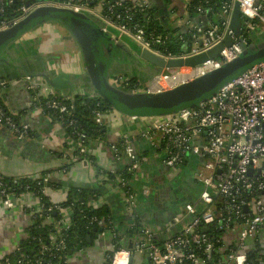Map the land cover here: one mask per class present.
<instances>
[{"label":"built area","instance_id":"2783aa9c","mask_svg":"<svg viewBox=\"0 0 264 264\" xmlns=\"http://www.w3.org/2000/svg\"><path fill=\"white\" fill-rule=\"evenodd\" d=\"M209 1L211 0H205ZM10 2L11 0H0V14ZM235 2L239 3L241 17L244 19L243 29L246 32H250L256 24L264 27V0H223L220 8L222 28L210 24L203 33L200 30L190 31L189 36L192 39L190 48L176 55L164 54L157 48L164 44L163 36L146 32L139 22L133 21L134 8L143 11L149 7L145 0H112L109 3L102 1L94 6L88 4V0L34 2L22 5L21 13L16 19L10 21L0 19V29L11 26L40 5H54L90 13L102 23L104 32L116 30L118 38L128 37L141 48L149 49L166 59L185 58L205 51L223 38ZM196 12L208 15V9L201 6L196 8ZM229 34L233 39L232 44L223 47L216 58L193 67L182 66L174 68V71L172 69L169 72L162 71L144 90L155 92L169 89L239 56L242 50L240 43L245 42L246 38L242 34L239 38L235 37L231 30ZM53 63L52 68L56 64ZM20 80L31 91V99L36 109L52 119L62 130L75 123V120L70 118L72 113L68 101L75 95L83 94L84 91H72L71 94L58 97L40 77L26 74ZM110 81L133 91L139 89L138 84L130 88L127 80L120 75L111 76ZM6 84L7 82L2 81L0 89H4ZM40 98L44 99L43 107L39 103ZM116 112L112 108L106 112L97 111L95 113L97 125L102 126V118ZM66 114L68 117L65 120L63 115ZM151 119L145 131L123 135L120 144L111 143L113 152L117 156L124 153L123 156L128 159L127 168L133 173L141 160L136 159L133 143L149 137L153 145L161 146L164 164L173 171H178L179 165L195 157L197 161L194 175L201 189L198 196L185 203L165 226L150 227L140 221L130 248L115 246V241L121 240V237L110 219L99 220L95 216L92 217L89 221L100 222L104 229L101 234L111 241L109 251L113 254L109 257L110 264H130L134 254L146 257V264H247L249 251L256 249L258 244L264 248V239L260 235L264 233V62L233 78L197 106L186 107ZM0 127L5 128L19 141L31 135L27 123L20 122L17 116L1 104ZM104 134L105 132L102 133ZM78 135L76 140L67 136L70 141L69 154L73 159L77 157L75 152L80 155L90 154L88 144L84 143V135ZM67 157L69 156L66 155ZM80 161L89 164L85 158ZM105 170L111 173L116 171L111 167ZM61 171L65 172L66 168L63 166ZM97 174L100 180L105 179V174L100 172ZM38 177L39 175L32 178ZM48 178V175L43 178L39 190L40 194L46 196L48 189L54 187L53 184L46 183ZM115 182L128 214L134 220L133 205L136 194L129 187L121 190L120 185L125 184L121 182L119 175L115 176ZM26 193L34 195L31 192ZM23 194H10L0 183V203L6 208L13 207L15 200ZM34 196L38 203L29 212L31 220L35 215L43 216L45 211H50L52 207L61 212L62 219L54 226L56 232L51 239L56 250L63 249L65 242L61 239L60 231L70 226L68 209L61 208L58 205L60 202L55 203L51 200L52 205L45 209L40 198ZM90 204L94 206L91 202ZM67 216L68 220L65 221L64 218ZM44 221H51L47 213L44 215ZM206 227L207 231L204 230ZM163 233L167 236L160 238ZM5 264L10 263L6 260ZM35 264H41V261L37 260Z\"/></svg>","mask_w":264,"mask_h":264},{"label":"crops","instance_id":"0c3cea01","mask_svg":"<svg viewBox=\"0 0 264 264\" xmlns=\"http://www.w3.org/2000/svg\"><path fill=\"white\" fill-rule=\"evenodd\" d=\"M145 1L153 9L156 18L159 19L164 29L171 33L189 34L190 31L195 30H200L203 33L210 27L211 19L208 15L190 12L189 4L193 0ZM217 16L215 14L212 18L214 19ZM259 26L260 24H256L251 31H261ZM28 37L32 42L29 52L31 51V53L36 55L37 64H39L38 69L44 66L48 70H55L54 77H59L61 78L60 80L66 79L69 74L72 77H76L83 72L80 54L68 32L61 25L52 22L44 23ZM47 57H50V62L43 65V61ZM53 62L58 65L55 64L52 68ZM50 77H53V73ZM40 78L46 83L43 77ZM15 79L17 81H12L11 87L1 90L3 95L0 96V101L9 112L18 117L20 122L24 121L27 123L32 136H34V140H32L34 148L30 153L31 155H27L21 147L26 146L30 139L19 141L9 134L5 128L0 127V173L10 177H34L44 171L42 160L49 161L50 166L47 169H52V171L47 174L48 177L56 180L57 183H63L62 185L51 187L47 191V196L55 203L65 199L67 185L69 184L85 187L102 185L100 187L103 189L102 195L92 200L91 203L94 207L109 204L112 220L121 237L122 247L130 248L134 236L128 235L127 232L133 219L123 209L125 202L121 197L120 191L112 182L102 184L103 181L100 180L97 172L90 164L77 158L73 159L70 156V141L64 131L52 119L36 109L31 99V91L26 88L20 78ZM46 85L51 87L48 83ZM75 89L79 90L80 88H73V90ZM66 92V88H62L59 91L60 95H64ZM151 120V118L135 119L132 117L127 120L118 112L108 114V116L102 118V132H105V134L90 140L87 148L100 167L123 170L128 165V159L124 156L122 157L121 154L117 156L110 144H120L123 135H133L145 131ZM154 140L156 139L154 138ZM40 143L47 149V155L37 151L36 147ZM133 147L136 156L141 159L132 176L131 186L136 194V201H139L136 208L134 207L135 204L133 205L134 215L135 217L139 216L142 222L150 225V227H163L180 210L179 208L174 214L166 215L158 203V195L156 194V204L152 202L149 196L152 186L159 185L161 188L163 183L166 182L167 166L163 161L164 153L161 146L153 145L149 137L141 138L134 142ZM66 155L71 158L67 157L69 166L65 172H62L61 169L56 168L64 163L63 158H66ZM196 161L195 157L190 158L186 166L182 168V174L188 169V166H195ZM199 192L200 189L194 191L184 203L195 199ZM37 203L36 197L30 193H25L18 197L11 208H6L0 203V256L14 250L19 240L25 236V229L31 222L29 212L36 207ZM64 220L67 221L68 216ZM165 236L167 234L163 233L160 238ZM110 244V239L100 234L91 241L90 245L80 250L72 251L64 264H104L105 255L109 251ZM146 263L147 258L139 254H134L130 262V264Z\"/></svg>","mask_w":264,"mask_h":264},{"label":"water","instance_id":"95a60500","mask_svg":"<svg viewBox=\"0 0 264 264\" xmlns=\"http://www.w3.org/2000/svg\"><path fill=\"white\" fill-rule=\"evenodd\" d=\"M30 3L31 1H28L26 5H30ZM51 22L66 29L80 54L83 72L76 77L69 74L66 79L60 80L61 78L54 77L55 70H48L44 66L35 70L21 71L19 67L13 64L14 62L10 61L12 57L18 58L23 52L25 53V48L30 49L32 44L28 35H32L35 29L37 30L42 24ZM241 22L239 3L235 2L228 29L220 41L203 52L185 58L166 59L149 49L141 48L128 37L118 38L116 30L112 29L111 32L105 33L102 29V23L90 13L54 5H40L11 26L0 29V85L3 78H7V84L4 88L7 89L11 87L12 80L15 78H21L26 74L40 76L45 79V82L51 86L56 94H60L59 91L62 88L67 90L64 95L71 94L73 88L77 87L82 89L84 93L99 96L106 100L112 109L127 120L131 117L135 119L154 118L186 107L197 106L233 78L264 62V27L260 25L261 31H255L257 35L252 42L246 40L240 43L242 49L240 55L225 62L220 67L169 89L155 92L144 90L164 69L182 66L193 67L208 59L216 58L223 47L232 44L233 39L229 34L230 30L234 32L235 37L241 36L243 32ZM198 41L200 42V40ZM4 65L13 67L14 70L4 73ZM145 68L149 71L152 70L149 72L152 75L149 82H145L138 75L140 71H145ZM134 71L137 72L136 76L140 80L137 91L117 86L110 81L111 75H131ZM52 73L53 77H50ZM1 95L3 93L0 89ZM123 155L124 153H121V156ZM136 159L139 157L136 156ZM98 230L101 231L102 229L99 228ZM204 230L207 231L208 228L206 227ZM260 235L264 239V233ZM87 241L90 245L89 236ZM69 253L71 254L72 251L70 250Z\"/></svg>","mask_w":264,"mask_h":264},{"label":"trees","instance_id":"16d2710c","mask_svg":"<svg viewBox=\"0 0 264 264\" xmlns=\"http://www.w3.org/2000/svg\"><path fill=\"white\" fill-rule=\"evenodd\" d=\"M28 1L34 3L51 0H11V2L5 6L2 14H0V19L6 21L16 19L21 13V6L25 5ZM71 1L84 2L86 0ZM102 1L109 3L112 0H88V4L94 6ZM167 1L168 0H166V2ZM222 2L223 0H211L209 2H205V0H193L190 2L189 8L190 12L193 14L197 13L196 8L198 6L207 8L211 24H216L219 29H221L222 18L219 15ZM133 13V21L139 22L146 32L160 34L165 38L164 44L161 47H157L162 50L164 54L170 53L176 55L186 52L190 48L192 39L189 34H174L165 30L159 19L156 18V15L151 7H147L143 11H139L137 8H134ZM215 14L218 16L213 19L212 16ZM241 21L242 24L244 21L242 17ZM241 27L243 30L242 36L246 38L247 41L252 42L257 33L246 32L245 29H243V24ZM141 72L142 71L139 72V76ZM151 76L152 75L149 73V75L145 76L144 81L148 82ZM127 82L129 87H133L138 84V77L134 75V77L128 79ZM56 95L61 97L58 93ZM43 102L44 99L40 98L39 103L42 107ZM0 104L4 107L1 101ZM68 106L70 107L72 113L70 118L74 119L75 123L64 127L63 131L66 136L76 140L79 137L78 134H83L85 140L84 143L86 144H88L90 140L102 136V126L97 125L95 113L97 111L106 112L111 109V105L106 100L99 96L83 93L75 95L73 99L68 101ZM67 117V114L63 115V119L66 120ZM75 155L78 160L85 158V160L92 165L97 173L100 172L105 174V179L102 184L106 182H112L114 185L117 184L115 182V176L119 175L121 182L125 184V186L120 185L121 190H126L128 187L133 189L131 186L133 173L129 171L127 167L123 170H116L114 173H111L100 167L96 163V159L91 154L80 155L75 152ZM68 166L69 163L64 165L65 168ZM51 171L52 170L42 172L38 179L28 176H22L15 179L14 177L5 176L0 173V183L10 194L20 195L26 192H31L34 195H37L46 209L49 205H52V202L46 195L40 194L39 190L42 187L43 178ZM46 183L51 185L53 184L54 186L63 184L61 182L57 183L56 180L51 178H48ZM100 187H102V185L91 187L79 186L75 184L67 185L65 199L58 203L61 208L68 209L71 221L70 226L60 231L61 239H64L65 242V247L63 249L56 250L54 242L52 243L51 236L56 232L54 226L62 219L59 209L52 207L50 211H45L43 216L39 217L38 215H35L32 218L31 222L25 229V236L19 240L14 250L0 258V264H5L6 260L10 264H35L37 260H40L41 264H64L70 254V250L75 251L86 247L89 245L87 241L88 236L92 241L101 234V231L104 230L100 222L89 221L94 216L99 220L110 219L115 227V230H117L115 223L112 220L113 218L109 204L102 205L101 207H94L90 204L92 200H95L102 195L103 189ZM46 213L51 218V221L49 222L44 221V215H46ZM140 221H142V219H140L139 216L134 218L131 227L128 228V235L134 236L136 234L140 226ZM99 228L102 230L99 231ZM115 246L122 247L120 240L115 241ZM257 246L258 247L256 249L247 253V264H264V248L259 244ZM112 254V251L106 252L104 264H110L109 257H111Z\"/></svg>","mask_w":264,"mask_h":264},{"label":"flooded vegetation","instance_id":"af4514ba","mask_svg":"<svg viewBox=\"0 0 264 264\" xmlns=\"http://www.w3.org/2000/svg\"><path fill=\"white\" fill-rule=\"evenodd\" d=\"M20 49H22L21 46H20ZM29 50H30L29 48L28 49L25 48L24 49L25 53L23 52L20 57L18 58L12 57L11 59L9 58L10 61H12V63L14 62L13 64L15 66L21 69V71H27L30 69L32 70L38 69L39 64H37L38 61L36 60V55L34 53H31V51L29 52ZM48 62H50V57H47V59L43 61V65L48 64ZM29 64L31 65V67ZM4 70H5L4 73H9V72H12L14 68L4 65ZM144 70L145 71H142L140 73L141 79H144L145 76L149 75V72L152 71V70L149 71V69L147 68H145ZM136 73L137 72L134 71L132 72L131 75L123 74L121 76L124 77L126 80H128L134 77ZM3 75H6V74H3ZM111 76H114V75H111ZM1 80L4 82H7V78L5 79L3 78ZM138 81H139L138 84L140 85V80ZM186 163L187 161L179 165L178 171H173V169L167 167L166 182L163 183V186L160 188L159 192L157 193L158 203L162 207L163 213H165L166 215L174 214L179 208L181 209L183 205L185 204L184 201L187 199V197L191 196V194L194 193V191L201 189V185L199 181H197L194 175L196 165L188 166V169H186L185 172L182 174L181 170L183 167L186 166Z\"/></svg>","mask_w":264,"mask_h":264},{"label":"rangeland","instance_id":"374dc122","mask_svg":"<svg viewBox=\"0 0 264 264\" xmlns=\"http://www.w3.org/2000/svg\"><path fill=\"white\" fill-rule=\"evenodd\" d=\"M36 30V29H35ZM173 71L175 70V69H172ZM163 71H165V72H169L170 71V69H164ZM149 82V81H148ZM80 91H83L82 89H79ZM74 92H77L78 91V89H75V90H73ZM108 122H109V120H108ZM26 139H30L29 140V143L26 145V146H24V147H21L22 149H23V152H25L27 155H31L30 153L32 152V149L34 148V143H33V141L32 140H34V136H32V134L31 135H29L28 136V138H26ZM37 151H39V152H42V153H45V155H47L48 154V152H47V149L45 148V146L43 145V144H38L37 145ZM43 161V163H42V166H43V169H44V171H41L39 174H41L42 172H45V171H49V170H52V169H47L49 166H50V162L49 161H47V160H45V159H43L42 160ZM63 162L64 163H62V165H60L59 167H55L56 169H61L62 167H63V165L65 164V163H68L69 161H68V159L67 158H63ZM39 164V163H38ZM54 170V169H53ZM160 184V183H159ZM159 190H160V186L159 185H154V186H152L151 187V189H150V197H151V199H152V202L153 203H157V196H156V194L159 192ZM134 204H135V208H136V206L139 204V201L137 200V201H135L134 202ZM125 211H126V213H128V211H127V209H126V206H125V204H124V208H123Z\"/></svg>","mask_w":264,"mask_h":264}]
</instances>
